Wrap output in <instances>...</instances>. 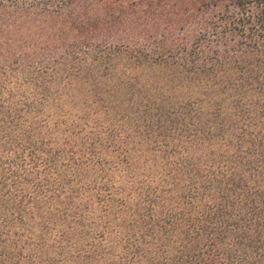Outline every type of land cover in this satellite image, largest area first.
<instances>
[{
	"label": "trees",
	"instance_id": "1",
	"mask_svg": "<svg viewBox=\"0 0 264 264\" xmlns=\"http://www.w3.org/2000/svg\"><path fill=\"white\" fill-rule=\"evenodd\" d=\"M0 264H264V0H0Z\"/></svg>",
	"mask_w": 264,
	"mask_h": 264
}]
</instances>
